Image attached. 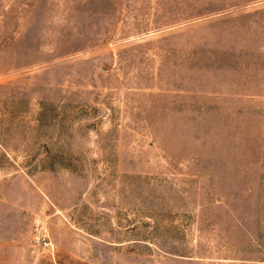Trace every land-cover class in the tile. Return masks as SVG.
Returning a JSON list of instances; mask_svg holds the SVG:
<instances>
[{
    "label": "rangeland",
    "instance_id": "1",
    "mask_svg": "<svg viewBox=\"0 0 264 264\" xmlns=\"http://www.w3.org/2000/svg\"><path fill=\"white\" fill-rule=\"evenodd\" d=\"M0 264H264V0H0Z\"/></svg>",
    "mask_w": 264,
    "mask_h": 264
}]
</instances>
